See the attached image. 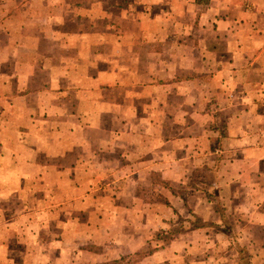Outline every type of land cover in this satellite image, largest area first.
<instances>
[{"label":"crops","instance_id":"0c3cea01","mask_svg":"<svg viewBox=\"0 0 264 264\" xmlns=\"http://www.w3.org/2000/svg\"><path fill=\"white\" fill-rule=\"evenodd\" d=\"M113 1L0 0V264H20L5 250L25 244L16 219L28 216L46 233L32 226L45 246L28 249L27 264H106L178 216L184 229L157 251L163 259L145 260L244 264L245 252L264 264L263 1L128 0L141 4L139 19L128 16L141 30L110 37L46 26L120 24ZM185 17L187 30L163 27ZM106 192L116 213L140 221L123 238L96 222L94 251L76 225L71 250L69 215Z\"/></svg>","mask_w":264,"mask_h":264},{"label":"rangeland","instance_id":"374dc122","mask_svg":"<svg viewBox=\"0 0 264 264\" xmlns=\"http://www.w3.org/2000/svg\"><path fill=\"white\" fill-rule=\"evenodd\" d=\"M264 3V0H262ZM112 3H115L117 5V7L120 8V11L124 13V15H126V17L124 16L120 22V24H118V18L112 19V18H105V19H110V20H114L115 22H110V23H106V24H102V17L101 19H94V23L90 24V23H83V25L81 27H77L76 30H73L72 27H74L73 24H75L73 19H69L68 24L66 25H61L57 22L52 24V25H46L49 26V28H51V32H55L56 30H60L59 33L65 34L67 32L69 33H78L80 34L81 32H83V29H85L86 31H95L99 34H101V36L104 37H110L113 34L118 35L120 33L123 32H132V31H140L142 25L139 23H133L132 20L128 17L131 14H134L136 16V19H139L141 17V4L138 3H132L128 0H115ZM110 3V4H112ZM108 4V3H107ZM115 4H112L113 7L115 6ZM8 6H10V4H8ZM90 4H86L85 7H89ZM9 8V7H7ZM84 7H80L78 10H80V12L82 11V13H85L86 9ZM27 10V9H26ZM110 9H106V11H109ZM128 10H130V12H127ZM6 11V8L3 9L4 13ZM69 11V9H68ZM72 10L69 11V16H71ZM103 12V11H102ZM127 12V13H126ZM1 13V15H2ZM30 15H32V9L30 10ZM120 16L117 14V17ZM185 18L179 19L176 21L177 23L175 24H166L163 25V27L167 28V30H172V28H174V26H177L178 30H187L186 27H188V24H186L185 22ZM184 20V21H183ZM26 26L29 27H33L36 28V30L38 31L37 33H39V31H41L40 27L44 28V24H37L35 22L27 24ZM62 26H67V28L64 30H62ZM82 28V30H81ZM68 30V31H66ZM58 32V31H57ZM42 34V33H41ZM69 35V34H68ZM104 122V121H102ZM101 127V126H100ZM102 131H99L97 133H95V135L97 134L98 138H102L103 139L105 137V135L103 134V132L106 130V127H101ZM98 185H87L86 184V190L89 188V190H96L98 188ZM103 186V185H102ZM155 190V187L153 189V191ZM119 191V189H118ZM112 195H110L109 192H106L104 195H102V197H100L101 199H99L98 201H95V199L97 198V196H95L93 199H87L85 200L84 203V208H85V214H83L82 216H75L74 214H70L68 217L69 223L72 225V227L70 226L69 228V233H68V239H69V244L68 247H70L71 250H74V248L77 245V239H82L81 237H78L76 234L75 229L76 225L82 227V231H80V236H84L86 239L85 242V247L86 249H89L90 251H94L95 249H98V246H96V244L90 242L93 241V236H98L99 234L96 233L94 228H90L91 226H95L96 222L103 225H109L111 226L112 231H109V235L116 236V234L118 236H123V237H127L128 235H130L129 233L131 232H127L126 228V222H130L131 223H136L137 219H140V216H126V215H119V213H116V209H118L119 207V201L118 200H114L112 199ZM99 202V204L97 203ZM117 202V203H115ZM123 206L124 205V201H122L121 203ZM71 209V208H70ZM159 214V213H158ZM149 222L156 219L154 213H150L149 212ZM61 216L60 213H57L56 215H53L50 218V222L53 225V229L60 224L61 221ZM80 218H83V220H79ZM40 219V218H39ZM38 217H36L35 219H32L30 216L28 217H19L16 219V222H18L19 224L17 226L21 227V230L23 231L21 233L22 236V240L25 242V244L23 245H19V247H17V245H15L14 247L11 244V248L8 250H5V255L6 258H13L15 259V261H17L16 263H20V264H27L30 261V257L27 255V251L28 249L32 250L33 255H35L36 253H38L37 255L40 254L41 251V247L45 246L44 244L40 245V246H36L35 245V239L32 241V226L37 229L40 233H34V236H40L41 238L43 237V235L46 233L44 232V230H41L42 228H40V225L38 226V224H40L41 222L39 221ZM64 219V218H63ZM136 219V220H135ZM185 219V217L182 216H178L176 217V222L174 221V225H172L171 223V227L166 226V228H162L160 231H156L155 233L150 234V236L152 235V239H150L148 241V245L143 249L140 250L138 249L137 251H134L132 253L126 254L125 256L122 255V257L120 259L117 260H112L109 263L106 264H144L146 261V264H152V260L154 257V259H163L161 257L157 258L158 252L162 253V248H165L170 242L171 240L174 238L173 235L177 234H172L174 232H181V229H184V224H183V220ZM138 222L140 220H137ZM130 225V224H129ZM153 225H155V222L153 223ZM60 228V226H59ZM178 232V233H179ZM134 233V232H133ZM13 234V233H11ZM17 234V233H16ZM122 234V235H121ZM6 236L9 234H5ZM52 238H55V240H59V237H61L60 231H57L56 233L52 234ZM55 235H59V237L55 236ZM102 235H104V233H102ZM39 237V238H40ZM122 237V238H123ZM44 243V242H42ZM35 245V246H34ZM55 249L51 250V253H48V256L54 255L56 256V253L54 251ZM244 252V251H242ZM72 253L70 251V253H68V256H72ZM87 254V253H86ZM151 255L153 258H148V260H145L144 257H146L147 255ZM260 255H263V253L261 252ZM169 256H172V253H170ZM58 257V256H57ZM166 258V257H165ZM36 259V258H34ZM244 264H250V261L248 259V257L246 256V253L244 252ZM85 264H93V263H85ZM94 264H100V263H94ZM103 264V263H102ZM105 264V263H104Z\"/></svg>","mask_w":264,"mask_h":264},{"label":"trees","instance_id":"16d2710c","mask_svg":"<svg viewBox=\"0 0 264 264\" xmlns=\"http://www.w3.org/2000/svg\"><path fill=\"white\" fill-rule=\"evenodd\" d=\"M179 232V231H178ZM178 232H174V233H172V234H175V233H178Z\"/></svg>","mask_w":264,"mask_h":264}]
</instances>
